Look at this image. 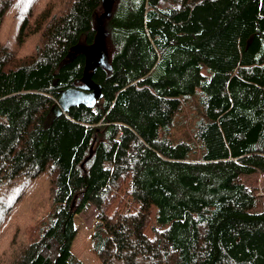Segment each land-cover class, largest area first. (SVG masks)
<instances>
[{
  "label": "trees",
  "instance_id": "trees-1",
  "mask_svg": "<svg viewBox=\"0 0 264 264\" xmlns=\"http://www.w3.org/2000/svg\"><path fill=\"white\" fill-rule=\"evenodd\" d=\"M99 9L0 0V264H83L88 208L99 264H264V0H116L101 98L48 122Z\"/></svg>",
  "mask_w": 264,
  "mask_h": 264
},
{
  "label": "water",
  "instance_id": "water-1",
  "mask_svg": "<svg viewBox=\"0 0 264 264\" xmlns=\"http://www.w3.org/2000/svg\"><path fill=\"white\" fill-rule=\"evenodd\" d=\"M116 0H100L101 13L94 16L95 35L90 45L78 44L74 46L67 57L71 58L75 54H82L84 66L81 77L72 83L70 87L61 90L58 98L52 105L48 117V122L53 118L67 112L76 105H83L92 108L98 99L101 98V89L92 80V74L97 68L109 69L108 51L106 48V21L109 19L113 4Z\"/></svg>",
  "mask_w": 264,
  "mask_h": 264
},
{
  "label": "rangeland",
  "instance_id": "rangeland-1",
  "mask_svg": "<svg viewBox=\"0 0 264 264\" xmlns=\"http://www.w3.org/2000/svg\"><path fill=\"white\" fill-rule=\"evenodd\" d=\"M100 13L101 9L97 11L96 16H98ZM181 114V117H177V124L182 123L180 128H183L184 125L188 124V120H186L187 115H185L184 112ZM182 119H184L185 121ZM243 179H245V177H243ZM263 182L264 180L258 172H254L246 177V183L249 187L254 188V191L256 193L258 208L264 207ZM15 194L16 193L12 194L9 197H5L4 200L10 202L14 198ZM94 217L95 212L93 211V208H88L84 212L74 217V227L76 229V235L71 244V252L83 264H99L96 256L91 251V235Z\"/></svg>",
  "mask_w": 264,
  "mask_h": 264
},
{
  "label": "flooded vegetation",
  "instance_id": "flooded-vegetation-1",
  "mask_svg": "<svg viewBox=\"0 0 264 264\" xmlns=\"http://www.w3.org/2000/svg\"><path fill=\"white\" fill-rule=\"evenodd\" d=\"M75 83V82H74ZM76 84V83H75Z\"/></svg>",
  "mask_w": 264,
  "mask_h": 264
},
{
  "label": "bare ground",
  "instance_id": "bare-ground-1",
  "mask_svg": "<svg viewBox=\"0 0 264 264\" xmlns=\"http://www.w3.org/2000/svg\"><path fill=\"white\" fill-rule=\"evenodd\" d=\"M96 16V15H95Z\"/></svg>",
  "mask_w": 264,
  "mask_h": 264
}]
</instances>
